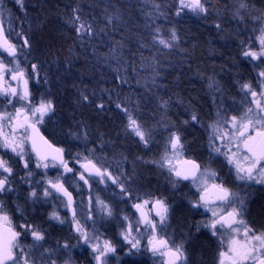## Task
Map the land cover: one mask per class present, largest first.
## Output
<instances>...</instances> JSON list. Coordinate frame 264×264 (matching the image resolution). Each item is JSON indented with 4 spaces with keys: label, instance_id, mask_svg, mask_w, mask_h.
<instances>
[{
    "label": "trees",
    "instance_id": "16d2710c",
    "mask_svg": "<svg viewBox=\"0 0 264 264\" xmlns=\"http://www.w3.org/2000/svg\"><path fill=\"white\" fill-rule=\"evenodd\" d=\"M22 1L23 12L12 11L29 41L24 60L35 94L53 105L46 137L69 160L97 155L119 182L148 193L162 190L166 182L152 163L163 153L164 121L178 120L190 143L200 141L195 125L236 101L247 70L245 42L255 20L263 17L252 10L257 5L251 0H237L235 6L233 0H202L219 17L201 20L177 15L178 0ZM73 9L91 25V35L76 33L78 25L70 23ZM159 39L172 42L171 49L160 48ZM129 114L150 134L147 145L133 139ZM188 219L182 213L180 225ZM195 245L209 246L203 239ZM196 251L207 259L212 250Z\"/></svg>",
    "mask_w": 264,
    "mask_h": 264
},
{
    "label": "flooded vegetation",
    "instance_id": "af4514ba",
    "mask_svg": "<svg viewBox=\"0 0 264 264\" xmlns=\"http://www.w3.org/2000/svg\"><path fill=\"white\" fill-rule=\"evenodd\" d=\"M251 1L257 5V8L253 6L252 10L263 15L261 22H258L257 26L259 29H264V0ZM1 20L8 39L15 44L5 28L2 16ZM253 25L256 26V24ZM245 43L248 46H252L255 43L254 38H249ZM256 43V47L247 48L246 50L259 51V39ZM0 56L4 60L10 57L2 51H0ZM243 58L247 70L244 69L243 82L236 88V101L224 104V108L218 111L212 119L195 125L196 131L201 135L199 142L190 143L186 134L187 129L177 125L178 120L164 121L165 125L162 128V145L164 148L162 157L171 158L174 155L169 144V138L173 134L179 135L183 148L179 152L181 160L175 168L182 169L183 162L188 160L195 161L200 165L198 176L203 173L207 177L208 196L210 199L208 207H205L203 202L200 201L204 188L198 187L201 179H197L194 183L193 181H184L182 178L177 177L175 173L173 176L162 174L166 180L164 188L160 191L148 193L136 189L132 182L121 183L118 181V183H113L107 177L104 182H100L98 177L87 176L83 172L82 167H80V172H78V166H74V162L68 159L63 149L66 162L73 169L72 172H66L71 182L63 184L72 194V207L75 209L76 218L88 233L90 242L86 244L75 231L72 211L66 207L67 199L63 198L51 187L49 189L52 191L51 197L49 196V199L45 198L42 184H37L35 188H26L22 183L15 182L14 177L20 171V165L9 151H0V156L9 160L13 167V175L10 178L12 190L0 193V202L4 205V212L9 216L13 230L21 233L18 238L19 243L26 253L31 254L34 264H51L52 261H55V264H97L95 260L96 253L93 252L91 245L99 243L103 246L105 240L110 241L115 247V252L107 254L105 258L106 264H166L167 256H162L159 253L153 254L150 250L148 238L152 235L151 229L142 223L136 224L141 218V211L148 214L149 218L154 221L159 220V217L155 215L152 203L145 205L139 211L133 207L135 203L143 204L144 200L154 202L156 199H162L168 205V219L162 226H157L156 235L167 240L173 239L172 242L169 241L170 246L183 245L184 259L178 264H219L220 253L227 250L228 241L235 233H232L226 227L221 228L217 225V234L213 235L212 230L204 226L213 219L212 212L208 210L209 208L214 209L218 214H226L233 207L242 208L240 218L250 228L256 230L257 233L264 232V184L237 179L235 166L230 164L226 156L222 154L227 151L226 147H222V145L228 144L227 138L223 141L214 138L215 135L231 130L230 123L224 124L225 119L230 120L232 116L242 115L248 107L255 108L251 93L243 89L242 85L250 84L252 89L258 93L264 91V83H262L264 82V77L259 75L261 71H264V58L253 60L251 57H245L244 55ZM28 79L31 93L30 99L33 104H39L43 100V96L35 94L36 82H32L29 77ZM5 80L15 87L18 86V82L11 81L8 75L5 76ZM21 103L15 102V107L19 108ZM5 110L13 112L14 108L7 104L3 96H0V112ZM192 122L194 124L197 121L192 120ZM217 124L220 125L218 134L214 133L213 129V126ZM36 126L46 137L44 125L38 123ZM26 144L31 157L37 162L29 144ZM217 147L221 148V152L214 151ZM232 150L235 151L234 145ZM95 164L100 167L97 163ZM57 167L64 170L59 165ZM212 172L216 174L215 177L210 175ZM80 173H84L86 179H88L87 184L84 181H78ZM112 177L115 178V176ZM213 183H222L234 193L230 198V204L215 200V195L211 188ZM121 185L127 191L122 192ZM33 190L37 192L36 197L30 195ZM165 195H171L172 199H168ZM98 201H103L105 205H108L112 210V215L109 216ZM241 201H243L242 205ZM196 203H200V206L194 207L193 205ZM54 212L59 219L53 218L52 214ZM185 212L189 216L188 222L186 225H180L179 218ZM124 217H128V220H125ZM60 220H63L64 223H61ZM129 222L133 224L134 229L135 227L140 229V234L133 231V235H137L141 239V245L138 249H131L130 245L123 239L122 233ZM21 225L30 226L40 231L44 235V239L42 241H34L31 232H25ZM238 226L242 232L243 226ZM199 239L200 241L202 239L206 240L209 246L197 247L195 244ZM65 244L68 245L67 248L64 247ZM196 250L212 251L209 258L205 259L203 256L200 257Z\"/></svg>",
    "mask_w": 264,
    "mask_h": 264
},
{
    "label": "snow or ice",
    "instance_id": "6c2138e0",
    "mask_svg": "<svg viewBox=\"0 0 264 264\" xmlns=\"http://www.w3.org/2000/svg\"><path fill=\"white\" fill-rule=\"evenodd\" d=\"M17 3L22 4V0H17ZM178 3L177 15L184 9H188L197 14L207 12L205 3L202 2V0H178ZM76 12L77 10L73 9L74 15L70 21V23L78 25L75 27L76 33H87L91 35V25H87L85 22L81 21L80 17L75 14ZM175 39L176 35L175 32H173L172 40ZM159 43L165 47L172 46L169 41L164 39H159ZM259 43V51L249 49L242 54L245 57H251L253 60L264 58V29L261 30ZM23 46H29L27 38L23 40ZM0 51L7 53L8 56L13 58L9 63H15V68H9L4 60L0 59V96H3L7 104L14 108L13 112H8L6 110L0 112V148L7 149L18 156L20 161H23V167L29 169L30 161L25 159L27 154L25 144L31 142L32 151L37 158L36 167L47 169L50 164L52 167H57V165H59L64 168L65 172H72L73 169L70 168L64 160V150L61 148H53L48 141L39 135L36 124L43 122L44 116L53 111V105L50 100H41L39 104L32 103L30 99L31 93L28 88L29 79L25 71L20 67L19 61L16 59L19 50L17 46L8 39L2 24H0ZM36 67L35 64L32 65L33 73H35ZM9 74L11 80L18 82V86L13 87L5 80V76ZM259 75L264 77V71H261ZM242 88L251 93L255 108L248 107L242 115L232 116L230 120L225 119L224 124L227 125L230 123L231 130L224 131L222 134H218L220 132L219 124L213 126L214 133L218 134L215 135L214 138H218L222 141L227 138L228 144L222 145V147L227 148V151L222 154L226 156L230 164L235 166L237 179L264 184V91L258 93L252 89L250 84H244ZM81 95L84 101L89 100L87 95L83 93ZM15 102H22L21 106L16 108ZM98 107L103 108V104L98 105ZM117 107H120V105H117ZM125 111L127 110L125 109ZM192 119L196 120L197 117L193 115ZM128 121V128L139 137L140 141L147 145L150 134L142 129V126L131 114L128 115ZM5 127H7L9 131L6 132ZM169 144L174 155L179 154L183 148L181 137L176 134L170 136ZM233 145L235 151L232 150ZM214 151L219 153L221 152V148L217 147ZM229 153H231V155H229ZM162 159L170 166L169 170L174 172L177 177L183 179H189L191 177L194 183L197 179H201L204 188L200 196V201L203 202L205 207H208L210 199L208 196L209 189L207 187V177L203 173L197 176V173L200 172V165L195 161L188 160L183 162L187 165V168L177 169L171 166V160L168 159L167 156ZM85 160L86 163H83L81 167L89 176L95 175L99 177L100 182H104L107 177L111 179L113 183H118L106 169L97 167L95 163L87 158H85ZM161 166L163 167L164 164L162 163ZM12 175L13 167L9 163V160L0 156V193L12 190L10 179ZM27 175L31 176L32 172L29 171ZM210 175L215 177L216 174L212 172ZM79 179L83 180L85 184L88 183V179H86L84 173H80ZM47 183L52 189H55L56 192L61 193L67 198L66 207L72 211L75 231L83 239L84 243L88 244L90 242L88 233L76 218L75 209L72 207V194L64 187V184L61 183L59 179L56 181L49 180ZM120 187L122 192L127 191L122 185ZM211 188L214 192L215 200L222 203H231L230 198L234 193L222 183H213ZM51 194L48 188L44 189L43 195L45 197ZM30 195L36 197L37 192L33 190ZM98 202L102 205L103 209L107 211L109 216L112 215V210L108 205H105L103 201ZM149 203L153 204L155 215L159 217V220L154 221L149 218L148 214L141 211V218L136 224L139 225L142 223L147 228L151 229L152 235L148 238V245L153 254L159 253L162 256H167L168 260L166 264H178V262L184 259L183 245L170 246L169 240L156 235L157 226H162L167 219L168 205L165 201L162 199H156L154 202L144 200L143 204L135 203L133 207L139 211ZM242 204L243 201H241V205ZM193 206L199 207L200 203H196ZM208 210L212 212L213 219L204 226L210 228L213 235L217 234V225L221 228L226 227L230 229L232 233H235L228 241L227 250L220 253L219 264H264V232L257 233L256 230L250 228L247 223L240 218L242 208L233 207L231 211H228L226 214H218L212 208ZM52 215L53 218L59 219L55 212ZM124 219L128 220V217H124ZM60 222L64 223L63 220H60ZM238 225L243 226L242 232ZM21 227L25 229V232H31L34 241H42L44 239V235L35 228L25 225H21ZM133 231L140 234L139 227H135L134 229L133 224L129 222L122 236L124 241L130 245L131 249H138L141 245V239L138 238L137 235H133ZM20 235V232L13 230L11 227L9 216L4 212V205L0 202V264H34V261L31 259V254L26 253L19 243L18 238ZM64 247L67 248L68 245L65 244ZM91 247L93 252L96 253L95 260L97 264H106L105 258L107 254L115 252V247L107 240L104 241L103 246L96 243L91 245ZM51 264H55V261H52Z\"/></svg>",
    "mask_w": 264,
    "mask_h": 264
},
{
    "label": "rangeland",
    "instance_id": "374dc122",
    "mask_svg": "<svg viewBox=\"0 0 264 264\" xmlns=\"http://www.w3.org/2000/svg\"><path fill=\"white\" fill-rule=\"evenodd\" d=\"M237 3H238L237 0L232 1V4H234V6ZM23 6H24L23 1L21 4V3H17V0H0V12H1V16L3 19L4 25H5V28L9 32L11 39L15 42V44L19 50L18 51L19 55L17 56L16 59L19 61L20 67L25 71V73L30 78V77H32L31 71L28 70L29 69L28 65L26 64V60H24V58H25L24 57L25 52L23 51V40L24 39L22 38L20 30L18 28V24H19L18 22L19 21H17V18L15 17L14 12L12 11L13 9H15V10H17L16 12L21 13L24 10ZM205 7L207 8L206 13L197 14V13H194V12L188 10V9H184L181 12L189 14L191 17H194V18L199 19V20L209 18L210 16H213L214 18L219 17L218 14L213 15L214 11L210 10L207 6H205ZM238 9L239 10H237V12L242 13V14H247V11H245L244 9L242 10V8H240V7H238ZM233 16L236 18L235 21L233 20L235 22V24H237L240 27L243 26L242 22L237 19V18H240V16L239 15H233ZM246 17H247V15L245 16V18ZM242 20H244V19H242ZM258 21L259 20L256 19L254 22V24H256V26L252 25V31L253 32L250 34L249 38L253 37L255 43H253V45L250 46V48L256 47V45H257L256 42L261 35L262 29L258 28V26H257ZM254 29H256L257 31ZM157 43H158V46L160 48H162L164 51H168L172 47V46L171 47H165L164 45L160 44L159 41H157ZM170 43L172 45V42H170ZM27 47L29 48V46H27ZM28 48H26V49H28ZM0 59H2L1 56H0ZM12 59H13L12 57L5 58V60L3 59L5 64H7L9 68H15V63H9L10 61H12ZM8 76L11 78L10 74ZM31 79H33V78H31ZM34 83H35V81H34ZM11 85L13 86V84H11ZM13 87H15V86H13ZM51 113H52V111L44 116L43 122H41V124L44 125V127L50 121L51 115H52ZM129 130H130V133L132 134L134 140L138 141L140 145H145L142 141H140L139 137H137L131 131L130 128H129ZM5 131L6 132L9 131V129L7 127H5ZM25 150L27 153L25 156V159H28L30 161L29 169H25L23 167V161H20V158L18 156H16L15 154H13L11 151H9L7 149L0 148V151H9L14 156L16 161H18V163L20 165L21 169L14 177L15 182L22 183V185H24L26 188H33V187L35 188L37 184H42V189H43L42 191L43 192H44L45 188L50 189V185L47 183V181H49V180L56 181L57 179H59L61 183L71 182L68 179L69 177L67 176L66 172L64 170H62L60 167H52L51 165L47 169H45L43 167H39V168L36 167V161L31 157V154L27 148V144H25ZM89 154H90V157H92L94 159L91 161L97 163L102 169L107 170L106 166H108V163L106 161H104L101 158L99 159V156H97V155L93 156V154H91V153H89ZM75 156H78V155H75ZM162 156L160 158H158V160L157 159L153 160L152 163H154L156 165V168H158L159 171L162 174H164L165 176H173L174 172L169 170L170 166L164 162V160L162 159L163 158ZM168 159L171 160V166L176 167L177 163L181 160V155L175 154L171 158H168ZM70 161L74 162L73 163L74 166H76V165L78 166V168H79L78 172H80L81 165L83 163H86V160L82 161L81 159H76L75 157L71 158ZM162 163L164 164L163 167L161 166ZM29 171L32 172L31 176L27 175V173ZM117 177L115 176V179L117 181H119L120 178L119 177L117 178ZM78 181L82 182L83 180L78 179ZM200 186L204 187V184L202 183V181L199 183L198 187H200ZM50 197H51V195H50ZM45 198L49 199V196H47ZM167 219H168V217H167ZM169 241L172 242L173 239H170ZM32 250H35V249H32Z\"/></svg>",
    "mask_w": 264,
    "mask_h": 264
},
{
    "label": "water",
    "instance_id": "95a60500",
    "mask_svg": "<svg viewBox=\"0 0 264 264\" xmlns=\"http://www.w3.org/2000/svg\"><path fill=\"white\" fill-rule=\"evenodd\" d=\"M0 24H2V20H1V16H0ZM3 25V24H2ZM4 27V26H3ZM6 34V33H5ZM5 53V52H4ZM28 88H29V84H28ZM29 91H30V89H29ZM36 128L39 130V135L40 136H42L46 141H48V143L49 144H51L52 145V147L53 148H59V147H56L55 145H53L44 135H43V133L40 131V129L36 126ZM28 144H29V147H30V150H31V152H32V154L34 155V157L36 158V155H35V153L32 151V148H31V142H28ZM63 157H64V160L66 161V159H65V152L63 151ZM37 159V158H36ZM182 168H187V165H183V167ZM83 169V168H82ZM83 172L87 175V176H89L88 175V173L87 172H85L84 171V169H83ZM198 174L199 173H197V176H198ZM89 177H97V176H95V175H93V176H89ZM99 178V177H98ZM181 178V177H180ZM183 179V178H182ZM184 181H187V182H192L193 180H192V178L190 177L189 179H183ZM63 198H65V199H67L66 197H64L61 193H59Z\"/></svg>",
    "mask_w": 264,
    "mask_h": 264
}]
</instances>
